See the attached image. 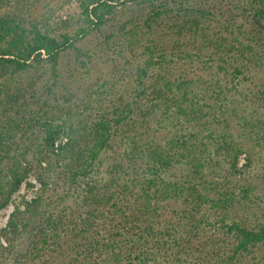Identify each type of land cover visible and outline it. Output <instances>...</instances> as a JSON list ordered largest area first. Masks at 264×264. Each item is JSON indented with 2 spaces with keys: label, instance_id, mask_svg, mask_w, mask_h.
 <instances>
[{
  "label": "trees",
  "instance_id": "1",
  "mask_svg": "<svg viewBox=\"0 0 264 264\" xmlns=\"http://www.w3.org/2000/svg\"><path fill=\"white\" fill-rule=\"evenodd\" d=\"M256 1L264 16V0ZM92 4L86 26L62 20L55 34L0 20V209L30 175L40 185L0 230V264H264V177L248 175L264 138L251 126L262 119L242 116L245 133L226 139L221 165L180 123L202 118L196 94L207 69L158 62L166 49L156 40L145 47L151 33L136 24L78 49L106 21ZM169 11L161 6L148 20L169 19L172 51L181 54L186 29L204 28ZM214 43L233 54L218 69L242 77L264 105V38ZM71 49L76 66L63 72ZM109 61L124 67L119 78L105 69ZM84 76L101 80V90L81 88ZM80 101L89 111L74 107ZM38 132L47 133L42 147L33 143Z\"/></svg>",
  "mask_w": 264,
  "mask_h": 264
},
{
  "label": "rangeland",
  "instance_id": "2",
  "mask_svg": "<svg viewBox=\"0 0 264 264\" xmlns=\"http://www.w3.org/2000/svg\"><path fill=\"white\" fill-rule=\"evenodd\" d=\"M87 3H93L91 6L99 5L98 12L104 15L106 21L100 30L92 31L84 40L77 41L78 49L93 48L98 44L104 43L106 36L110 32H116L120 28H127L129 24H136L138 29L151 33V35L146 37L149 39L144 40L145 47L149 46L151 48L156 40L166 49L165 59L158 62L164 60L171 67L183 65L185 68L207 69L203 71L205 74L202 75L205 80L203 83L205 84L199 87V91L196 94L198 104L201 105L200 116L202 118L198 122L195 119H181L180 123L183 127L190 130H197L208 144L209 152L214 153L213 158L221 162V165L227 167L228 164L223 157V144L226 139H242L245 133L242 127L243 115L248 117L255 116L262 119L264 123V105L257 102L250 95V86L243 81L242 77L231 80L228 75L218 69L221 60L233 54L225 51L227 50L226 48L218 50L214 42L218 38V40L222 41V44L227 45L229 41L236 42V40H241L244 42L245 40V42H248L252 40L253 42L257 38H264V29L260 25L250 24V22H257L264 26V16L256 14L257 1L0 0V20L9 19L8 16L20 18L25 22L37 25L42 32L55 34L60 30L59 26L62 24V20H70L73 30L77 27L86 26L84 10ZM161 6L168 7L169 13L176 14L178 16L176 19L180 22L188 25L191 24L189 23L190 21L197 20L204 28V31L196 33L188 28L186 29L185 38L182 40L186 45H183L184 51L181 54H178L177 51H172L173 41H171L172 32L170 31L172 23H170L169 19L164 16L162 20L159 19L155 24L148 20L150 13L161 8ZM241 23L245 24V28H241ZM150 24L155 25V27L149 29L148 26ZM154 32L161 33V35H152ZM210 40L214 42L211 44ZM144 53L148 58L151 56L148 49ZM114 54L111 53V56L115 57ZM74 56H76V51L71 49L64 57L63 72L69 71L70 68L76 66L74 65ZM156 58L159 57L154 55L153 59L157 60ZM109 62L111 64L105 69L119 78L123 73L124 67L114 61ZM81 72L84 73L85 70ZM96 74L99 75L98 72ZM85 78V76L79 77L77 80L78 84H81V88L90 89V91L101 90V80L96 81L95 77L92 80ZM80 96H84V94L81 93ZM74 107L82 113L89 111L88 109L90 108L87 101H80L78 104L74 103ZM76 108L74 109L76 110ZM58 119L55 118L56 121H53L55 127L62 124ZM49 122L51 123L52 121L49 120ZM151 124L155 127L156 121H151ZM251 127L253 131L260 129L264 133V124L256 123ZM46 134L38 132L33 136V143L42 147L45 143L44 136ZM259 142L257 145L258 154L253 166L249 169V178L261 179V177H264V138ZM242 156L239 158L240 164L244 162ZM39 186V182L33 175H30L21 184L19 190L12 195L10 202L0 209V230L7 224L14 206L19 204L23 198L30 199L35 196ZM259 193L263 194L264 192L260 191Z\"/></svg>",
  "mask_w": 264,
  "mask_h": 264
}]
</instances>
